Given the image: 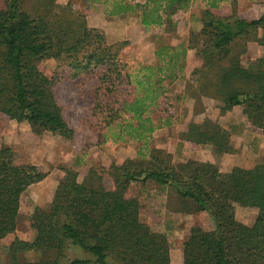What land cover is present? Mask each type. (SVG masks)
<instances>
[{
    "label": "trees",
    "instance_id": "1",
    "mask_svg": "<svg viewBox=\"0 0 264 264\" xmlns=\"http://www.w3.org/2000/svg\"><path fill=\"white\" fill-rule=\"evenodd\" d=\"M92 1L102 4L107 15L137 13L144 26L160 25L165 12L185 9L190 2ZM207 1L216 8L220 0ZM203 13L194 43L160 46L155 64L131 73L121 58L128 41L109 43L71 1L0 0V112L26 122L36 134L46 131L72 140L75 131L53 88L59 74H46L38 66L54 59L70 78L95 76L91 109L115 141L146 140L170 124L169 117L153 118L150 112L183 69L186 50L194 48L199 65L191 74L198 75V83L190 97L218 100L221 113L240 106L245 120L264 134V56L247 67L240 59L247 42L264 45V34H257L264 30V14L246 19L216 16L210 9ZM124 86L127 90L119 94ZM123 113L129 116L119 120ZM186 127L183 140L232 151L229 132L214 121L189 120ZM58 168L62 175L49 203L29 214L31 237L6 246L8 264H170L165 233L140 218V200L130 190L148 182L170 193L179 206L175 211H207L214 220L213 229L189 228L181 245L182 264H264V160L222 171L209 161L175 160L152 148L147 157L90 166L81 180L73 166ZM46 176L38 165L20 162L11 147L0 146V237L17 228L22 192ZM236 205L255 210L250 225L236 220ZM68 246L89 257L67 260ZM29 252H35L31 259L25 257Z\"/></svg>",
    "mask_w": 264,
    "mask_h": 264
},
{
    "label": "rangeland",
    "instance_id": "2",
    "mask_svg": "<svg viewBox=\"0 0 264 264\" xmlns=\"http://www.w3.org/2000/svg\"><path fill=\"white\" fill-rule=\"evenodd\" d=\"M57 1L60 3L67 0ZM69 1L73 8L84 14L90 27L104 32L109 43L128 41L121 50V58L127 64V71L131 73L142 64H155L157 60L154 52L160 46L185 47L188 41L194 43L206 9H210L216 16L230 18L255 19L264 14V0H220L216 8H209L207 0H190L185 9L174 10L169 15L165 12L160 25L144 26L137 13L107 15L103 12L104 6L92 0ZM257 34L262 36L264 30L259 29ZM194 52V48L186 50L183 69L168 85L167 91L159 97L160 105L153 107L150 112L153 118L169 117L170 121L172 120L168 125V131L157 130L154 136L151 134L146 140L115 141L112 130H103L91 109L97 97L94 92L96 83L93 74L70 78L67 76L66 68L58 66L54 59H45L38 63L44 73L59 74L55 76L58 79L53 87L54 93L62 106L66 121L75 133L72 140H63L46 131L36 134L26 122L9 119L0 112V146L11 147L20 162L33 163L47 172L44 179L22 192L17 228L14 232L0 237V264H8L6 246L13 239L31 237L29 214L34 207L44 208L49 203L53 187L62 175L58 168L61 164L73 166L81 180L90 166H108L111 162L147 157L152 148L171 153L175 160L209 161L221 170H225L232 161L240 163L243 167H251L256 162L264 160V134L245 120L240 106L221 113L218 100L205 97L208 100L196 98L197 101L193 102L184 97H190L198 83V75L191 74L192 69L199 65ZM262 56L264 45L249 41L240 56L241 64L247 67ZM125 90L126 86L118 93L121 94ZM128 116V113H123L119 120ZM206 119L214 121L229 132L232 153L218 151L211 144L189 145L186 143L187 140L181 138V133L186 130L189 120L203 122ZM177 140L178 144H181L179 148L185 146L184 156L174 154V149L178 148L177 143L175 144ZM158 188L154 183L148 182L144 185L133 184L130 190L140 200V218L154 230L165 233L170 243V264H182L181 245L189 228L198 225L205 230L213 229L215 223L207 211L194 213L175 211L179 208L176 200L170 193L160 191ZM234 215L237 221L250 225L255 218V210L236 205ZM34 256L35 252L25 255L28 259ZM87 257L88 254L79 248L67 247V260Z\"/></svg>",
    "mask_w": 264,
    "mask_h": 264
},
{
    "label": "crops",
    "instance_id": "3",
    "mask_svg": "<svg viewBox=\"0 0 264 264\" xmlns=\"http://www.w3.org/2000/svg\"><path fill=\"white\" fill-rule=\"evenodd\" d=\"M184 97H188V99L190 100V101H193L194 102V99L192 98V97H189V96H184ZM183 98V97H182ZM201 99H204V101L205 100H208V98H205V97H201ZM171 122H172V120H171ZM170 122V123H171ZM164 129V131H168L167 129H168V125L167 126H164V127H160V128H157V129H155L154 130V132L152 133V136H154V134H155V132L158 130H163ZM184 141H186V140H184ZM177 143V144H176ZM186 143H188L189 145H193L194 143H191L190 141H186ZM175 144L177 145V147L178 148H175L174 149V154H180V155H182V156H184V154H185V152H184V148H185V146H182V147H180L179 148V146L181 145V144H178V140L175 142ZM194 145H196V144H194ZM234 152V151H233ZM232 153V152H231ZM230 156H232V157H234V155H230ZM212 163V162H211ZM233 166H240V167H243L240 163H238V162H236V161H232L231 162V164L230 165H228V167L227 168H225V171L226 170H229L231 167H233ZM245 168H248V167H245ZM221 170V169H220ZM223 171V170H222Z\"/></svg>",
    "mask_w": 264,
    "mask_h": 264
}]
</instances>
